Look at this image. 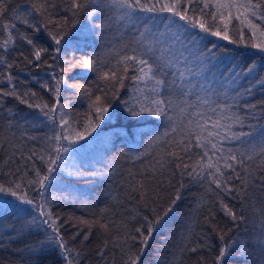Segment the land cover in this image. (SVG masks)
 <instances>
[{
  "label": "snow or ice",
  "instance_id": "obj_1",
  "mask_svg": "<svg viewBox=\"0 0 264 264\" xmlns=\"http://www.w3.org/2000/svg\"><path fill=\"white\" fill-rule=\"evenodd\" d=\"M85 10L88 19L107 16L136 30L121 51L112 50L117 59L110 67L105 57L98 55L64 59L70 43L65 39L68 28L75 27ZM233 21L240 26L237 39L229 35L236 27ZM104 27L103 23L84 25L78 32L87 37L93 29ZM41 36L51 42L48 47L39 43ZM220 41L243 43L264 54V0H60L59 4L57 0H24L22 6L15 0H0V63L12 69L15 61L9 62V57L15 55L38 68L46 64L52 69L50 79L38 83L53 98L49 104L35 91L18 89L10 71L0 74V85H4L0 87V111L9 133L0 148L12 149L6 166L17 165L8 172L10 178L0 182V247L7 238L17 245V254L29 262L55 253L63 264H80L82 253L65 239V226L75 227L72 240L81 237L83 243L96 223L104 237L97 251L101 261L111 245L119 251L121 264H144L149 241L174 217L187 179L216 197L215 206L230 226L219 227L209 209L205 222L216 242L205 232L197 243H184L192 233L193 217L189 216L172 258L157 255L153 264H178V255L204 250L214 253L212 264H264V200L258 202L250 195V189L264 195V123L260 122L264 100H251L255 90L264 89V57L259 64L252 60L240 68L232 64L233 57ZM219 65L225 68L215 83L193 81ZM75 68L95 72L97 79L105 82L103 87L96 86L100 94L72 81L68 74ZM125 80L132 84L131 99L121 101L128 123L115 127L112 137H101L100 141L109 144L115 138L130 146L134 154L121 156L133 165L140 162L142 167L127 169L124 190L128 199L138 198L151 215L133 209L120 223L111 218L104 222L73 217L64 220L52 210L53 202H62L72 193L66 196V189L53 190L57 173L81 179L115 175L88 169L78 157L85 146L81 142L89 137L95 141L101 123L106 117L111 121L112 101L121 100L119 91L125 88ZM62 91L88 100L83 120L74 118L67 104L61 103ZM6 98L38 110L29 126L47 128L48 133L37 136L22 130L19 113L5 105ZM147 117L158 122L155 127L149 125ZM24 121L29 124L27 117ZM28 142H33L32 146L28 147ZM140 145H144L143 151ZM166 174L176 183L168 181L175 193L163 205L153 185L163 183L160 178ZM225 198L239 201V214ZM201 200L197 198L193 211H199ZM249 207L251 218L245 215ZM80 224L89 231L83 232ZM196 264L207 262L201 257Z\"/></svg>",
  "mask_w": 264,
  "mask_h": 264
},
{
  "label": "trees",
  "instance_id": "obj_2",
  "mask_svg": "<svg viewBox=\"0 0 264 264\" xmlns=\"http://www.w3.org/2000/svg\"><path fill=\"white\" fill-rule=\"evenodd\" d=\"M19 5L24 4V0H15ZM60 3V0H57ZM87 10L81 12L77 17L78 22L75 27H69L67 35L65 37L68 40L69 46L67 51L63 52L65 60H71L73 57L79 58L84 55H98L103 56L108 61V67L115 64L117 57L115 56V51H121L122 45L126 42L131 41L132 35L135 33V28L131 26H125L120 21L113 22L107 16L97 17L88 19L86 16ZM61 15H64L61 12ZM143 15V14H139ZM105 25L104 29H93L87 37H81L78 29L84 25H94L101 24ZM233 28L229 35L233 39L238 38L237 28L240 26L236 21H233ZM214 39V38H212ZM249 39V34L247 29H244V40ZM39 43L48 47L51 43L46 37L41 36L39 38ZM222 45H226L228 53L233 57L232 64L239 65L243 68L245 65L249 64L250 61L255 60L257 64L261 63L264 54L260 53L256 49H251L245 47L243 43L228 44L226 41L219 42ZM27 52V49H21ZM15 61L14 67L12 69H6L3 63H0V74L10 71L14 77H16V83L18 89L21 91L31 90L37 93V96L42 98L43 101L51 104L53 98L50 93H47L44 89L39 87L38 81L49 80L52 69H49L47 65H42L41 67H36L34 64L30 65L24 62L22 59H17L15 55L9 57V62ZM51 63V61H48ZM225 65H219L218 68L213 67L207 70L204 76L195 77L193 81L201 82H213L215 83L220 77V72L224 71ZM264 74V73H262ZM70 78L75 83L84 84L86 87H92L95 94H100L96 90V86L99 85L103 87V81L97 79V74L87 69L75 68L69 74ZM129 76L132 75L131 70L128 73ZM227 76L228 72H224ZM26 83V84H25ZM221 83L227 85V81H221ZM246 84L247 81H242ZM4 85H0L3 87ZM219 87V85H217ZM132 84L129 80H125V88L119 91V96L121 100L112 101V109H110L109 115L112 116L111 121H108L107 117L105 122H102L100 128L97 129L99 137L105 133L104 137H112L113 129L119 125H126L128 121L125 119V112L123 110V105L121 103L124 99H131L132 97ZM252 102H259L264 100V89L255 90L253 96L251 97ZM61 103H66L72 116L76 119L83 120L88 112V100L81 99L78 95H73L71 92L62 91ZM5 105L11 107L15 112L19 113V119L21 124H25L24 118H32L38 114V110L29 109L26 105L20 104L13 98H6ZM257 115H260V110H257ZM3 112L0 111V142H3L5 136L9 133L6 129V121L2 119ZM151 127H155L156 123L154 118H146ZM261 123H264V118L261 119ZM22 130H26L23 128ZM247 131V129H244ZM48 133V129L44 128L39 130L37 133H28L30 135L44 136ZM97 133H93V137L97 136ZM19 135V132L17 133ZM99 137L93 141L92 137L88 138L87 142L82 141L84 148L93 146ZM147 141H145L146 143ZM33 142L27 146H32ZM99 144V145H98ZM238 147V144L233 145ZM144 145H140L139 150L143 151ZM94 148H97L93 151ZM93 149L87 148L84 152L79 155L78 159H81L85 163V167L88 169H97L105 172H114L115 175L109 176H98L92 177L90 179H81L77 177V181L68 183L67 174L64 172L56 174V181L54 182L53 190H59L56 186L57 183H62L65 186L73 184L75 189L84 188L88 192L87 198L80 193L74 196H68L67 200L62 202H53L52 210L58 213L64 220L68 217L82 218L89 220L90 222H104L108 219H114L118 223L127 220L129 213L133 209L143 210L144 214L151 215L150 212L144 207V204L134 197L132 199L127 198V193L125 192V177H127V169L131 168L136 170L142 167L140 162H136L135 165L128 160L127 157L121 156V153H129L132 155L134 153L130 152V146L125 144L121 140L113 138L112 143L105 144L99 141ZM82 149V150H83ZM12 149L0 148V182L6 181L4 175H8L9 171H14L17 165L13 164L10 167L6 166L5 161L10 155ZM19 161V154L16 157ZM147 163V159L144 161ZM22 164L23 162L20 161ZM37 166L40 167V163L37 162ZM31 175V173H28ZM10 178V177H9ZM171 179V183L174 185L176 183L175 178L169 177L167 174L160 178L159 181L154 183L155 193L158 194L159 203L166 205L170 198L175 193L174 187H169L168 181ZM151 183V181H149ZM186 187L181 192V200L177 202L174 208V217L167 221V224L163 227L162 231L153 234L152 240L149 241V248L147 251V259L144 264H153L157 255L166 256L167 259H171V253L177 250V246L181 243V236L185 233L184 223L188 217H193L192 219V233L188 241L184 243L195 244L198 242L200 235L202 233H209L212 237L213 242H216L214 233L209 231V223L205 222V217H208L209 209H211L215 214V222L218 223L219 227H225L228 225V218L224 216L223 212L219 210L216 204V197L212 193H207L199 185H192L187 179H185ZM74 189V191H76ZM32 194V193H30ZM250 195L256 199L258 202L264 200V195L261 192L250 189ZM115 197V199H113ZM197 198H202L199 211H193L197 205ZM83 201V203L79 202ZM225 203H228L230 207H234L239 214V201L225 198ZM151 204V201H149ZM26 207V206H25ZM105 209L107 211H105ZM172 215V214H170ZM245 215L251 218L253 216L251 207L245 211ZM132 223H135L134 221ZM132 224H129L131 227ZM230 226V225H228ZM244 227V225H241ZM249 228L252 227L251 224L248 225ZM79 228L83 232L89 231L86 225L80 224ZM76 228L72 227L71 224H66L64 235L65 239L69 242V245L74 249L80 250L82 253V258L80 264H121V258L118 250H113L111 245L107 249V254L105 261H101L97 256V251L101 248L102 237L101 229L96 223H93L90 231L92 235L89 237L88 241L81 242V237H77L75 241L72 240V235L76 232ZM83 234V233H82ZM167 242V243H166ZM17 245L8 242L5 238V242L2 247H0V264H63V262L57 257L55 253L45 255L36 261H27L26 258L22 259L21 256L17 254ZM213 252L209 250H204L198 254H191L185 252L183 255L177 256L178 264H196L197 259L203 258L207 264H212Z\"/></svg>",
  "mask_w": 264,
  "mask_h": 264
},
{
  "label": "rangeland",
  "instance_id": "obj_3",
  "mask_svg": "<svg viewBox=\"0 0 264 264\" xmlns=\"http://www.w3.org/2000/svg\"><path fill=\"white\" fill-rule=\"evenodd\" d=\"M121 23H123V22H121ZM195 77H193V79H194ZM26 84V83H25ZM27 121L29 122V124H23L24 125V128L27 130V132L28 133H34V132H38L39 130H43L44 128H42V129H34V128H31L29 125H30V123L31 122H33V119L32 118H28L27 119ZM104 135H105V133H103L100 137H99V139H98V141L95 143V144H93V146L92 145H90L89 147H86L85 149H83L82 151H81V153L82 152H84L87 148H89V149H93L96 145H97V143L100 141V138L101 137H104ZM30 144V142H28V145ZM99 145V144H98ZM95 149H97V148H94L93 149V151L95 150ZM81 153L79 154V155H81ZM37 166V165H36ZM38 167V166H37ZM68 177V179H67V181H68V183H72V182H74V181H77V177H69V176H67ZM4 178L6 179V180H8L9 179V176L8 175H4ZM59 190H61V191H63V190H65L66 189V191L64 192V194L65 195H68V193H72V195L71 196H74V195H76V194H78V195H80V193H83V195L85 196V198H87V196H88V192L86 191V189H84V188H81V189H75V186L73 185V184H69V186H65L64 184H62V183H57V186H56ZM74 189L76 190V191H74ZM67 200V199H66ZM60 203V202H59Z\"/></svg>",
  "mask_w": 264,
  "mask_h": 264
}]
</instances>
